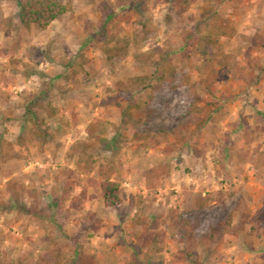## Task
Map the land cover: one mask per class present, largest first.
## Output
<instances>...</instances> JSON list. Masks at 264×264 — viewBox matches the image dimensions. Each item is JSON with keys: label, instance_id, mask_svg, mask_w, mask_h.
<instances>
[{"label": "rangeland", "instance_id": "374dc122", "mask_svg": "<svg viewBox=\"0 0 264 264\" xmlns=\"http://www.w3.org/2000/svg\"><path fill=\"white\" fill-rule=\"evenodd\" d=\"M59 1L42 30L0 0V203L12 182L41 210H0V264H264V0ZM43 88L46 136L22 120Z\"/></svg>", "mask_w": 264, "mask_h": 264}, {"label": "trees", "instance_id": "16d2710c", "mask_svg": "<svg viewBox=\"0 0 264 264\" xmlns=\"http://www.w3.org/2000/svg\"><path fill=\"white\" fill-rule=\"evenodd\" d=\"M11 2H15L18 5V20L19 24L25 28L34 25L40 29H45L54 21H58L61 18H63L68 12L71 11V8L61 3L59 0H8ZM161 0H153V2H157ZM194 0H177L176 4L179 7H188L190 6ZM101 13L103 17V29L107 30V23H109L115 16V13L108 2H102L101 3ZM216 18L211 25L208 26L207 33V43L203 45L202 47V53L204 54L209 45L217 44L218 39L220 37H229L231 36L230 28L224 24L223 21H220L218 18V14H216ZM99 35L107 39L109 38L107 31H101ZM191 33H186V38L190 39L192 43L195 42L196 38L194 36H191ZM110 38H113V36ZM167 73L163 72L161 76H154V79L157 82V85L159 86L163 81L167 79ZM144 88H147V86H142ZM152 93L153 91L150 90ZM48 89L43 88L41 91H39L30 101H28L24 105V113L22 120L24 124L30 123L34 127H37L38 133L37 135L46 136L47 130L46 128H43L46 125V118H55V109L51 106L49 108L46 107V103L48 101L47 99ZM145 104L147 101H144ZM115 106L122 107L119 103H114ZM44 111L46 114V117L39 116V111ZM201 109H198V107L191 106L189 112H200ZM206 124L205 120L202 121L196 126L193 133H197L204 125ZM42 128V129H41ZM93 125H90L88 130V136L90 138L94 137L93 133ZM116 139H112L108 146L113 151L115 150ZM112 144V147H111ZM13 186L12 189H9L10 191V199L8 202H2L0 203V210H9V211H16L19 213H23L25 215L37 217L39 213H41V210L36 209V207H28L22 200H21V193L18 186L13 184L12 182L9 183ZM99 190L102 195V203L104 207H116L120 204L121 199L119 198L118 192H119V183L112 181L110 179H104L100 181L99 183ZM56 206V202L50 204L48 207L53 208ZM201 207L205 206V202H202L200 204ZM198 206V207H200ZM225 225H227L225 223ZM183 227V226H182ZM183 229V228H182ZM218 228L212 229V231L206 235L208 239H213L215 231ZM182 238H184V235H182ZM185 257L187 259V264H201L198 256L196 253H192L190 251H186Z\"/></svg>", "mask_w": 264, "mask_h": 264}]
</instances>
